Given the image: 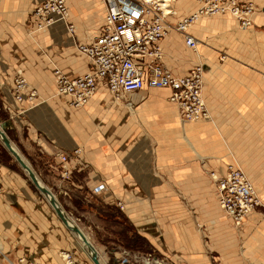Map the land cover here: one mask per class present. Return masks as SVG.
Here are the masks:
<instances>
[{
	"label": "crops",
	"instance_id": "crops-1",
	"mask_svg": "<svg viewBox=\"0 0 264 264\" xmlns=\"http://www.w3.org/2000/svg\"><path fill=\"white\" fill-rule=\"evenodd\" d=\"M45 1L0 0V104L11 112H1L0 122L11 123L7 131L26 161L58 180L60 156H69L66 193L88 188L105 206L122 203L138 228H149L143 223L155 208L175 206L179 238H186L180 231L187 226L188 206L208 223L209 249L218 259L264 264V0H250L258 9L250 29H241L228 15L199 18L190 29L200 46L195 53L174 29L161 41L165 66L173 74L204 68L203 97L211 120L194 123L180 121L169 90L145 89L118 102L100 84L85 108H70L56 95L55 71L73 79L91 70L76 44H89L102 31L107 9L98 0H68L67 23L38 32L31 14ZM172 4L176 12L168 17L170 24L198 7L197 0ZM68 24L75 28L73 36ZM17 77L37 91L36 106L15 102ZM231 156L245 166L262 203L238 232L221 209L209 175L225 174ZM0 181V264L26 257L36 264H66L58 252L73 247L75 237L67 236L53 208L38 202L27 182L1 164ZM99 186L104 189L95 193ZM192 253L195 261L207 259L196 242Z\"/></svg>",
	"mask_w": 264,
	"mask_h": 264
},
{
	"label": "built area",
	"instance_id": "built-area-1",
	"mask_svg": "<svg viewBox=\"0 0 264 264\" xmlns=\"http://www.w3.org/2000/svg\"><path fill=\"white\" fill-rule=\"evenodd\" d=\"M68 0H46L31 14L35 31H44L56 23H67ZM107 9L102 31L89 44H76L78 51L88 58L91 70L83 76L70 79L61 70L55 71L56 95L64 97L72 109H83L96 95L98 86L107 87L116 101L145 89L169 90V102L178 107L181 121L194 123L211 118L203 97L204 68L195 67L182 76L173 74L164 63L160 45L175 30L182 34L188 48L198 51L199 42L190 34L191 27L201 16L229 14L241 29L254 25L257 6L250 0H197L196 11L172 26L168 17L174 15L172 2L167 9L161 0H98ZM73 36L75 28L68 24ZM16 103L27 101L36 106L38 93L23 77L14 80ZM11 113L0 105V113ZM12 119V115H10ZM80 150L74 151L78 157ZM63 174L70 176L69 156L61 155ZM216 185L218 202L236 228H241L249 216L262 205L256 188L247 173L237 164H230L225 174H211ZM1 188V187H0ZM104 186L94 191L98 193ZM17 264H36L26 258Z\"/></svg>",
	"mask_w": 264,
	"mask_h": 264
},
{
	"label": "rangeland",
	"instance_id": "rangeland-1",
	"mask_svg": "<svg viewBox=\"0 0 264 264\" xmlns=\"http://www.w3.org/2000/svg\"><path fill=\"white\" fill-rule=\"evenodd\" d=\"M175 1L177 0H171L172 3H175ZM172 9L175 13L174 4H172ZM224 15H228L235 20V18L229 14ZM224 15L207 16L205 18L214 19L215 17L218 18ZM178 22L179 21L176 23ZM171 25L174 26L175 24ZM203 40L206 45L210 44V38H203ZM191 51L193 52V50ZM127 106L131 111L133 110L131 105ZM176 110L179 114L178 107H176ZM7 135L10 139H14V134L9 131H7ZM11 141L13 140L11 139ZM13 144L18 149L17 143L13 141ZM0 164L24 179L36 196L38 202L48 204L13 160L11 155L6 151L1 142ZM230 164H237L245 171V166L236 156H231ZM32 167L36 170L35 166ZM36 172L39 178L42 179L44 185L53 191L67 214L89 235L105 264H225L224 260L218 259L219 256L209 249L211 236L209 234L210 227L208 223L201 216L200 212H194L190 210L188 206L187 212H185L187 229L182 228L180 231V233L182 231L186 233V238L181 235L179 238V214L176 210H172L176 209L175 206L168 211L160 208L156 210L155 208L152 213L150 212L147 214L149 217L147 223H143L150 225L149 228H138L137 224L133 222L131 214L126 212L123 208L122 203L113 206H105L97 195L93 194L88 188H81L77 191L73 188L66 193L64 187H66V184L70 183V176L66 178L61 177V179L58 180H50L38 170H36ZM210 173L209 175L211 176L212 173ZM156 174L157 171L155 170V175ZM173 200L177 201V198H173ZM175 204L177 203L175 202ZM140 216L142 217V215ZM136 217H139V215ZM59 225L66 228L60 220ZM235 229L237 232L239 231L236 227ZM67 236H69V238L71 236L69 230ZM185 240L186 244L184 243ZM74 242V246L70 249L59 250L58 254L60 258L62 259L63 253H69L75 264H92L86 252L80 249L81 244L79 240L74 238ZM194 242L203 247V256L207 258L206 260L195 261L191 259L194 258V254L192 253ZM189 247H191V251L188 250Z\"/></svg>",
	"mask_w": 264,
	"mask_h": 264
},
{
	"label": "water",
	"instance_id": "water-1",
	"mask_svg": "<svg viewBox=\"0 0 264 264\" xmlns=\"http://www.w3.org/2000/svg\"><path fill=\"white\" fill-rule=\"evenodd\" d=\"M10 126L11 123L9 121L0 122V136L2 138V145L4 146L6 151L11 155L13 160L17 163V165L21 168V170L26 174L29 181L39 192V194L46 201H48L49 205L53 208L60 221L73 235H75L86 246L93 264H102L100 253L92 245L91 241L87 238L85 232L77 224L72 223V221L69 219L67 212L63 209L59 201L55 198V195L52 190L41 185L31 165L29 166L22 153L14 148L15 145L7 135V130Z\"/></svg>",
	"mask_w": 264,
	"mask_h": 264
},
{
	"label": "bare ground",
	"instance_id": "bare-ground-1",
	"mask_svg": "<svg viewBox=\"0 0 264 264\" xmlns=\"http://www.w3.org/2000/svg\"><path fill=\"white\" fill-rule=\"evenodd\" d=\"M162 1V5L167 9V7L168 6H170V2H171V0H161ZM217 16H219V15H217ZM201 17H207V16H201ZM200 17V18H201ZM210 17H212V16H210ZM72 36V35H71ZM204 83H205V74H204ZM204 87V86H203ZM205 99V98H204ZM207 104V103H206ZM211 116V115H210ZM209 120H211V118L209 119ZM0 142L2 143V138H1V136H0ZM17 151H19V149H17L16 147H14ZM20 152V151H19ZM26 160V159H25ZM27 162V161H26ZM28 163V162H27ZM29 164V163H28ZM29 166H30V164H29ZM32 167V166H31ZM35 174H36V176H37V178L39 179V182L41 183V185H43L44 187H46V188H48L46 185H44V183L42 182V180L39 178V176L37 175V173L35 172ZM53 192V191H52ZM55 195V194H54ZM55 198L58 200V198L55 196ZM48 202V201H47ZM55 212V211H54ZM56 214V213H55ZM69 216V215H68ZM69 219L72 221V223H74V224H77L70 216H69ZM60 220V219H59ZM63 224V223H62ZM64 225V224H63ZM78 225V224H77ZM65 226V225H64ZM79 226V225H78ZM80 227V226H79ZM81 228V227H80ZM82 230H83V228H81ZM84 231V230H83ZM85 232V231H84ZM72 234V233H71ZM86 235H87V238L91 241V239H90V237H89V235L87 234V233H85ZM73 236H75V235H73ZM75 238L76 239H78L76 236H75ZM79 240V239H78ZM79 243L81 244H79L80 245V248L82 249V250H84L85 252H86V254H87V256H88V258L90 259V261H91V258H90V256H89V252L87 251V248H86V246L82 243V241H80L79 240ZM91 243H92V245L94 246V244H93V242L91 241ZM95 247V246H94ZM96 248V247H95ZM97 249V248H96ZM0 251H3V246H2V243H1V241H0ZM98 251V250H97ZM99 252V251H98ZM101 255V254H100ZM62 259L63 260H65V262H66V264H75L74 263V261L72 260V258H71V254H69V253H63L62 254ZM91 263L93 264V262L91 261ZM101 263L102 264H105L104 262H103V259H102V256H101Z\"/></svg>",
	"mask_w": 264,
	"mask_h": 264
}]
</instances>
